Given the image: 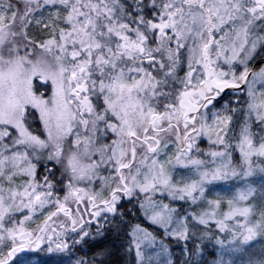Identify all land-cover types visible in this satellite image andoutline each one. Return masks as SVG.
<instances>
[{"label":"snow or ice","instance_id":"obj_1","mask_svg":"<svg viewBox=\"0 0 264 264\" xmlns=\"http://www.w3.org/2000/svg\"><path fill=\"white\" fill-rule=\"evenodd\" d=\"M0 264H264V0H0Z\"/></svg>","mask_w":264,"mask_h":264},{"label":"trees","instance_id":"obj_2","mask_svg":"<svg viewBox=\"0 0 264 264\" xmlns=\"http://www.w3.org/2000/svg\"><path fill=\"white\" fill-rule=\"evenodd\" d=\"M37 255H38V259L47 260V257L44 254H37Z\"/></svg>","mask_w":264,"mask_h":264}]
</instances>
